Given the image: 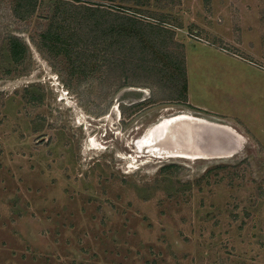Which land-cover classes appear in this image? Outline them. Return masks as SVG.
Listing matches in <instances>:
<instances>
[{"label":"rangeland","instance_id":"obj_1","mask_svg":"<svg viewBox=\"0 0 264 264\" xmlns=\"http://www.w3.org/2000/svg\"><path fill=\"white\" fill-rule=\"evenodd\" d=\"M139 1L126 13L184 46L196 108L174 80L75 65L68 44L40 51L51 21H19L0 0V264H264V0ZM9 36L27 48L18 63ZM184 114L179 129L207 131L198 146L231 155L140 148Z\"/></svg>","mask_w":264,"mask_h":264},{"label":"trees","instance_id":"obj_2","mask_svg":"<svg viewBox=\"0 0 264 264\" xmlns=\"http://www.w3.org/2000/svg\"><path fill=\"white\" fill-rule=\"evenodd\" d=\"M12 1L11 13L17 20L28 22L42 18L51 21L50 26L46 24L42 30L40 42L33 38L40 51L57 54L68 44L75 65L82 61L88 64L102 61L106 75L117 73L119 78H125L131 72L138 77H154L163 85L174 80L175 85L186 91L187 99L184 46L175 41L174 31L126 13L130 10L124 6L134 4L141 7L139 0ZM102 2L118 3L122 7H117L119 12L112 11L103 8ZM52 41L56 44L53 47L49 46ZM4 43L9 45L14 62L18 63L25 57L27 48L20 38L9 36L1 45ZM162 52L170 65L179 66L181 79L175 76L167 78L159 56Z\"/></svg>","mask_w":264,"mask_h":264},{"label":"bare ground","instance_id":"obj_3","mask_svg":"<svg viewBox=\"0 0 264 264\" xmlns=\"http://www.w3.org/2000/svg\"><path fill=\"white\" fill-rule=\"evenodd\" d=\"M180 119H188L187 121H191L194 119V117L184 114L160 122V124L157 125L155 129L152 128L151 130H149L148 133H146L147 135H145V137H143L139 141V143L137 142L140 148L144 145L147 146L146 148H149L151 151H153L157 155L156 157L160 159H162L163 157H170V158L181 157V158H188L195 160H199V159L206 160L209 159V157L211 158L213 156L212 154H218L223 158L226 155L227 156L231 155L230 153L231 151L229 153L224 154L221 150H219L221 149L218 147L219 145L213 149H207L204 144L198 146L201 139L200 141L199 140L197 141V139L201 138V136H204L207 131L204 128L193 127L191 122L190 123L183 122L184 125L181 126V128L179 129L176 126L178 125L176 124V122L179 121ZM158 144L160 145L166 144L167 147L170 146L172 149H161L157 147ZM92 145L96 146V144L93 141H92Z\"/></svg>","mask_w":264,"mask_h":264},{"label":"crops","instance_id":"obj_4","mask_svg":"<svg viewBox=\"0 0 264 264\" xmlns=\"http://www.w3.org/2000/svg\"><path fill=\"white\" fill-rule=\"evenodd\" d=\"M187 98H188V104L191 105V103H190V97H189L188 93H187ZM191 106H192V105H191ZM192 107H194V106H192ZM194 108H196V107H194ZM197 109H200V110L206 111V109H202V108H197Z\"/></svg>","mask_w":264,"mask_h":264},{"label":"water","instance_id":"obj_5","mask_svg":"<svg viewBox=\"0 0 264 264\" xmlns=\"http://www.w3.org/2000/svg\"><path fill=\"white\" fill-rule=\"evenodd\" d=\"M169 149H172V148H169Z\"/></svg>","mask_w":264,"mask_h":264}]
</instances>
